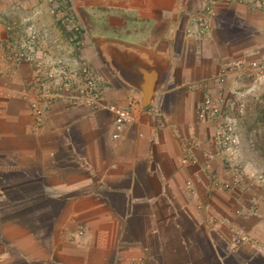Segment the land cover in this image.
Returning <instances> with one entry per match:
<instances>
[{
    "label": "crops",
    "instance_id": "1",
    "mask_svg": "<svg viewBox=\"0 0 264 264\" xmlns=\"http://www.w3.org/2000/svg\"><path fill=\"white\" fill-rule=\"evenodd\" d=\"M205 1L0 0V264H264V94L250 120L235 112L250 97L240 69L264 68V8L223 0L206 34L188 35ZM55 9L80 21L75 52L101 73L107 102L131 110L120 138L109 110L60 99L36 125L34 70L15 53L31 31L37 57L73 53ZM219 88L247 172L227 191L216 126L197 117Z\"/></svg>",
    "mask_w": 264,
    "mask_h": 264
},
{
    "label": "built area",
    "instance_id": "2",
    "mask_svg": "<svg viewBox=\"0 0 264 264\" xmlns=\"http://www.w3.org/2000/svg\"><path fill=\"white\" fill-rule=\"evenodd\" d=\"M223 0H207L200 6V17L197 20L196 28L187 29V34L203 37L209 29L207 19H212L215 15L216 6ZM236 2V0H228ZM259 6L264 8V0H254ZM54 15L58 14L69 29L72 35L69 42L74 45V51L70 55H63L55 59H41L37 57V36L31 31L29 42H27L28 52H16L15 58L30 64L34 70V83L36 87L35 98L31 101L29 111L37 126L43 122L44 114L50 109L54 102L64 100L70 107L87 106L91 109H107L114 114L112 137H121L133 120L132 112L129 108L119 107L108 103L106 100V86L103 84L101 73L86 59L80 52L84 46L80 38L83 27L70 11L59 9L53 10ZM238 70L235 64L224 65L219 69L217 83L222 87L230 72ZM242 75L249 72L264 73V68L253 61L249 68L240 69ZM259 74V75H260ZM224 89L219 88L217 94H207L197 106V117L200 121L213 122L216 126L214 142L217 145L216 155L222 159L223 167L231 175V182H223L220 187L223 190H232L242 184L243 177L247 172L242 166L235 163L237 148L240 143L237 125L234 117L229 111V106L233 101L232 97H226ZM236 113H242L243 107L236 106ZM255 178L264 185V174H256ZM264 197V195H263ZM78 235H82L83 229H77Z\"/></svg>",
    "mask_w": 264,
    "mask_h": 264
},
{
    "label": "rangeland",
    "instance_id": "3",
    "mask_svg": "<svg viewBox=\"0 0 264 264\" xmlns=\"http://www.w3.org/2000/svg\"><path fill=\"white\" fill-rule=\"evenodd\" d=\"M187 32V30H186ZM192 35H195V33H191ZM260 71L259 72H251V76H250V97L248 98H245L243 97V109H242V113H236V116H239V118H246V119H249L250 120V109L247 110L246 107H247V104L248 102L250 103L251 100H254V101H262V94H264V73H261L260 75ZM251 86L253 87V89L251 88ZM237 106H241V103ZM235 108H237L235 106ZM236 112V110H235ZM259 113V116L262 115V109H260L258 111ZM261 119H263V115L261 117ZM249 124H250V121H249ZM250 128V127H248ZM258 130H260L259 127H257Z\"/></svg>",
    "mask_w": 264,
    "mask_h": 264
},
{
    "label": "water",
    "instance_id": "4",
    "mask_svg": "<svg viewBox=\"0 0 264 264\" xmlns=\"http://www.w3.org/2000/svg\"><path fill=\"white\" fill-rule=\"evenodd\" d=\"M113 71V70H112Z\"/></svg>",
    "mask_w": 264,
    "mask_h": 264
}]
</instances>
